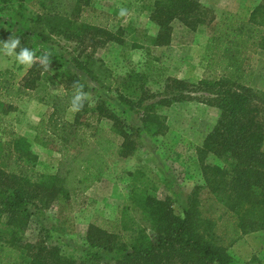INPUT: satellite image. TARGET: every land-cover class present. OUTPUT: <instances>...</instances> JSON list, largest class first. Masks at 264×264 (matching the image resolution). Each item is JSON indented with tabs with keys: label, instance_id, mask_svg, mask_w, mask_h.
I'll return each mask as SVG.
<instances>
[{
	"label": "trees",
	"instance_id": "1",
	"mask_svg": "<svg viewBox=\"0 0 264 264\" xmlns=\"http://www.w3.org/2000/svg\"><path fill=\"white\" fill-rule=\"evenodd\" d=\"M129 1L148 13L157 27L155 35L131 23L111 31L108 25L116 15L94 8L91 0H0V41L18 37L21 47L35 51L36 41L55 35L75 42L78 49L70 67L60 71L64 94L49 90L40 63L21 79L12 69L0 68V121L15 109L13 100L31 96L46 107L34 125V139L59 154L53 173L40 172L26 137L11 131L8 139H0V264H231L232 246L245 234L264 232V107L254 104L257 95L251 87V60L264 51V0L247 15L224 11L210 23L200 64L212 76L197 81L162 75V68L154 72L152 59L145 71L114 74L102 58L87 51L115 36L121 38L123 52L141 48L139 38L165 46L173 21H182L191 30L203 21L199 0ZM27 6L36 10L26 20ZM126 35L133 36L125 39ZM71 67L96 87L115 93L127 110L134 111L138 124L102 97L92 104L86 100L68 118L73 83L82 81ZM150 81H162L160 89L150 90ZM83 91H88L86 85ZM187 100L216 108L218 117L196 149L203 184L190 192L180 214L172 198H159L156 185L141 180L144 172L137 170L131 173L135 183L129 204L118 219L90 221L79 257L64 255L60 246L48 244L45 235L27 241L36 211L57 202L67 206L69 219L84 205L87 190L102 179L110 162L136 151L143 132L166 133L161 110ZM208 155L222 164L207 162Z\"/></svg>",
	"mask_w": 264,
	"mask_h": 264
},
{
	"label": "rangeland",
	"instance_id": "2",
	"mask_svg": "<svg viewBox=\"0 0 264 264\" xmlns=\"http://www.w3.org/2000/svg\"><path fill=\"white\" fill-rule=\"evenodd\" d=\"M94 8L116 15L114 22L108 25L111 31L119 25L131 23L132 27L144 29L147 35L153 36L157 31L156 25L148 18V13L131 4L129 0H91ZM202 5V22L195 30H191L182 21L172 22L171 40L168 45L155 46L146 38H139L143 44L141 48L123 52L120 44L121 38L115 36L95 49L90 47L94 55L102 58L104 63L114 74H123L128 71L142 72L147 67L148 59L153 60L154 72L164 70L162 75L184 78L197 81L206 74L200 64L205 45L209 36V25L218 20L224 11L240 15H247L252 8L262 0H199ZM28 5V3H27ZM129 10L128 15L120 17L119 8ZM35 8L27 6L23 12L27 20ZM4 16L6 14L4 13ZM8 28V26H6ZM14 31V29L10 28ZM133 35H126L131 38ZM36 50L42 54L52 53L48 68L45 69L39 60L41 74L47 77L49 90L53 93L64 94V85L60 71L70 67V58L76 55L77 44L60 36L53 35L47 41H36ZM34 51V52H35ZM261 52V51H259ZM258 53V52H257ZM256 53V54H257ZM257 58L256 54L251 60L253 75H257L251 83L257 98L254 101L261 109L264 107V52ZM37 57H40L37 55ZM58 63L61 66L58 67ZM156 67H160L156 70ZM0 68H10L21 79L28 67L19 64L15 57H8L0 52ZM71 69L79 75L81 83L88 87L86 93L91 104L99 97L114 108L117 113L125 116L131 122L138 124L134 111L127 110L113 92H106L83 76L82 73ZM147 71V69H146ZM17 79V80H18ZM253 79V77H252ZM159 82V81H158ZM162 81H150L147 86L150 90L160 89ZM15 109L3 116L0 121V139L9 138L14 134L26 137L32 152L37 156L35 170L53 173L59 160L57 151L42 146L34 139V125L44 113L46 107L31 96L20 97L13 100ZM71 109L67 117L72 118ZM162 114L166 116L168 129L163 135H150L142 133L136 151L126 158H114L103 175L102 179L86 192V201L77 211L72 212L69 219L66 205L50 204L47 208L35 213L26 232L27 241L34 242L42 236L46 237L48 244L60 246L64 255L79 257L84 248V240L90 221L98 217L118 219L121 210L130 202L129 192L135 181L131 173L141 170L144 176L140 179H149L156 185V195L159 198L169 196L173 200V207L177 214L182 212L185 200L196 185L203 184L201 169L197 159L196 149L201 145L206 133L211 129L218 117V110L197 100H187L163 108ZM264 111L262 112V118ZM108 123V121H105ZM209 163L222 164L212 155L206 157ZM140 171V172H141ZM206 190H202V196ZM244 243L238 247L237 243ZM229 249L231 256L237 258L235 264H264V232L256 231L244 235Z\"/></svg>",
	"mask_w": 264,
	"mask_h": 264
},
{
	"label": "clouds",
	"instance_id": "3",
	"mask_svg": "<svg viewBox=\"0 0 264 264\" xmlns=\"http://www.w3.org/2000/svg\"><path fill=\"white\" fill-rule=\"evenodd\" d=\"M128 12L129 10L127 8L120 7L118 15L120 17H125L128 15ZM0 45L3 46L0 48V52H3V54L8 57L14 56L15 60L21 65L31 68L39 60L45 69L48 68L51 54L46 53L37 57L33 50L27 47H21V42L18 37L10 36L6 41H0ZM17 48H20L19 52L16 51ZM73 88L75 91L71 99L70 109L75 112L83 108L84 102L89 98V94L83 91L84 85L78 81L73 83Z\"/></svg>",
	"mask_w": 264,
	"mask_h": 264
},
{
	"label": "crops",
	"instance_id": "4",
	"mask_svg": "<svg viewBox=\"0 0 264 264\" xmlns=\"http://www.w3.org/2000/svg\"><path fill=\"white\" fill-rule=\"evenodd\" d=\"M262 52H264V51H261V52H258L257 54H256V56H257V58H259V57H261L262 55H263V53ZM256 75H257V71H256V73L253 75V79H252V81L254 80V78L256 77ZM252 81H251V83H252ZM252 233V232H251ZM248 234H250V233H248ZM246 235V234H245ZM244 237V236H243ZM242 245H244V243H242V242H240ZM239 242L237 243V245H238V247L239 246H241V244H240ZM232 263L231 264H235L236 263V261H237V258H235L234 256H232Z\"/></svg>",
	"mask_w": 264,
	"mask_h": 264
},
{
	"label": "built area",
	"instance_id": "5",
	"mask_svg": "<svg viewBox=\"0 0 264 264\" xmlns=\"http://www.w3.org/2000/svg\"><path fill=\"white\" fill-rule=\"evenodd\" d=\"M0 5H1V2H0Z\"/></svg>",
	"mask_w": 264,
	"mask_h": 264
}]
</instances>
